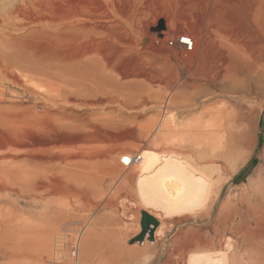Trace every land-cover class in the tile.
<instances>
[{"label":"rangeland","instance_id":"obj_1","mask_svg":"<svg viewBox=\"0 0 264 264\" xmlns=\"http://www.w3.org/2000/svg\"><path fill=\"white\" fill-rule=\"evenodd\" d=\"M68 1L77 0H22L18 17L0 18V64L8 72L4 75L0 69V156L7 151L24 158L23 174L6 178L0 188V222L18 226L17 234L35 233L44 210L64 217L57 231L78 235L92 226L98 230L97 238L116 234L127 247H135L141 227L137 233L136 220L127 221L118 210L119 196H134L130 188L121 186L123 170L119 171L121 164L114 151H160L164 146L156 145L153 135L162 131L163 119L171 117L172 124L178 125L219 109L236 118L241 114L246 117L232 123L235 139L230 163L239 164L250 155L224 186L220 200L227 190L247 186L245 179L259 163L258 157L264 163V86L247 98L233 93L204 95L188 87L229 57V45L220 31L233 15L243 12L245 0H101L97 8L90 5L89 15L101 22L102 28L65 32L63 22L68 17L58 16L55 10ZM73 9L69 21L77 22L88 14ZM44 10L49 12L47 24L30 23V18ZM156 18L164 21L163 29L157 30V24L152 23ZM218 27L222 29L218 31ZM180 33L193 38L190 50L166 46V40ZM95 97L102 102L91 106ZM183 99L193 104L181 107ZM104 152L113 158L98 163L88 175L91 179L85 177L83 189L68 191L62 186L61 171L74 164L76 155L102 156ZM130 207L141 214L138 206ZM182 224L173 228L169 238L187 227ZM211 238L209 232L207 240ZM30 241L0 237V264L40 263L28 254ZM164 252L153 250L136 264H162ZM48 260L43 264H53ZM251 261L248 264H264V260ZM78 263L83 264L80 256Z\"/></svg>","mask_w":264,"mask_h":264},{"label":"bare ground","instance_id":"obj_2","mask_svg":"<svg viewBox=\"0 0 264 264\" xmlns=\"http://www.w3.org/2000/svg\"><path fill=\"white\" fill-rule=\"evenodd\" d=\"M20 1L22 0H0V18L6 20L18 17L21 8ZM101 2V0H77L73 3L68 1L64 3L63 8L58 9L56 6L57 11L55 12L58 16L63 14L68 17H62L65 19L63 22L65 32L70 28L89 32L103 27L101 22L99 23L92 15H89L90 5L93 3L97 8ZM244 5L243 12L233 15L232 20L227 21L226 29L220 31L230 48L227 60L218 69L213 70L214 72L209 71L208 74L199 78V83H192L188 87L197 89L204 95L233 93L243 98L257 93L258 89H263L261 87L264 86V0H245ZM45 7L46 11H49V6ZM72 8L76 11L87 10L88 14L80 17L79 21L76 19L77 22L69 21ZM46 11L44 10V13L41 12L35 17H29L30 23L38 26L43 23L47 24L46 15L47 13L49 15L50 11L45 13ZM53 13L50 12V14ZM158 22L156 18L152 23L158 24ZM221 29L218 27V31ZM59 34L60 32L57 31L56 35ZM177 46L181 48L180 44ZM0 69L4 75L8 74L2 64H0ZM84 100L82 101L85 102ZM100 101V98L95 97L90 105L94 106ZM192 104L183 99L182 106L181 104L179 106L189 107ZM261 114L262 106L260 105L256 110L257 120ZM244 118L246 119L243 114L236 118L235 115L231 116L222 109L209 114L202 113L178 125L172 124L173 120L170 117L162 120V131L153 135L156 145L163 144L164 149L148 151L136 148L137 153H132L128 148L116 149L113 155L121 164L119 171L123 170L119 175L122 179L121 186L130 188L134 196L131 199L120 194L121 196L117 199L118 210L127 221L136 220L138 224L135 231L137 233L141 227L139 220H141L142 212L154 218L157 225L154 227L150 223L144 235L138 238L142 231L141 227L140 233L134 239L139 244H133L135 246L133 248L132 245L127 247L123 238L117 237L116 234L105 238L103 236V239L99 236L97 238L95 232L97 229L94 231L92 226L86 227L78 235L69 233L70 236L65 240H72L70 250L72 245L73 254L76 256L75 263L79 264L80 256L83 264H110L112 262L136 264L147 259L149 256L146 254L157 249L165 251L162 264H248L251 260H264V163L260 162L262 160L260 155L259 163L245 179L247 186L238 191H236L237 188L227 190L224 199L220 200L224 186L238 172L239 165L248 162L250 156H245L239 164L230 163L229 160L231 148L234 147L232 141L235 139L232 123L236 120H244ZM256 140L257 138L253 141V145ZM96 154L76 155L74 164L62 169V180L65 182L62 186L66 187V190L83 189L85 177L91 179L88 175L95 170L98 163L111 161L113 158L105 152L106 155L102 156ZM134 154H138L139 158L133 157L127 167L121 163L123 157L134 156ZM14 155L11 156L6 151L0 156V188L3 187L6 178L15 177L14 174L19 172L23 174L24 158L19 153ZM61 162L64 161L61 160ZM129 206H138L141 214L133 213ZM50 213L43 210L40 227L38 226L35 233L28 232L27 235L17 234L18 226L9 225V227L5 222H0V237L14 236L19 242L31 240L32 245L28 248V254H31L36 261H40L38 264L50 261L48 259H51L53 264H60L61 257L68 251V247L60 248L57 243L65 236L63 234L66 230H62L63 228L62 231H57L58 224L64 217ZM182 223L187 224V227L185 229L183 227V230L175 232L176 235L169 238L168 235L173 228ZM195 223L197 224L194 227ZM23 228L29 229L24 225ZM151 229L152 234H150ZM209 232H212L213 238L216 237L215 241L213 238L210 241L207 240Z\"/></svg>","mask_w":264,"mask_h":264},{"label":"built area","instance_id":"obj_3","mask_svg":"<svg viewBox=\"0 0 264 264\" xmlns=\"http://www.w3.org/2000/svg\"><path fill=\"white\" fill-rule=\"evenodd\" d=\"M193 38L190 36V35H187V34H184V33H180V34H177L174 38L172 39H168L166 40V46L168 47H174V46H177L178 44L181 45V48H183L184 50H190L192 47H193ZM127 157V156H126ZM134 158L138 159V154L134 156H128V163H125L124 162V158L123 157L121 160V163L124 165V166H128L131 162V160ZM70 231H65L63 235L64 238H61L57 243L58 245L60 246V248H64V247H68V251L67 253L65 254L64 253V256L61 257L60 259V264H76L75 261H76V256L74 253V248L72 247L71 245V250H70V244H71V241L70 239H67L65 240V238L69 237Z\"/></svg>","mask_w":264,"mask_h":264},{"label":"water","instance_id":"obj_4","mask_svg":"<svg viewBox=\"0 0 264 264\" xmlns=\"http://www.w3.org/2000/svg\"><path fill=\"white\" fill-rule=\"evenodd\" d=\"M163 28H164V21L163 20H159L156 29L157 30H161ZM150 223H152L154 225V227L157 225V221L154 218L149 216L147 213L142 212V217H141V220H140L142 231L138 235V238H141L144 235V232L148 229ZM152 232L153 231L151 229L150 234H152Z\"/></svg>","mask_w":264,"mask_h":264},{"label":"snow or ice","instance_id":"obj_5","mask_svg":"<svg viewBox=\"0 0 264 264\" xmlns=\"http://www.w3.org/2000/svg\"><path fill=\"white\" fill-rule=\"evenodd\" d=\"M124 162H125V163H128V158H127V157L124 158ZM157 188H159V185H158V184H157ZM161 190H162V189H161Z\"/></svg>","mask_w":264,"mask_h":264}]
</instances>
